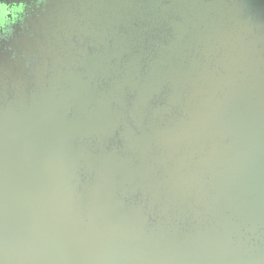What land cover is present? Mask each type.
<instances>
[{
  "label": "water",
  "instance_id": "obj_1",
  "mask_svg": "<svg viewBox=\"0 0 264 264\" xmlns=\"http://www.w3.org/2000/svg\"><path fill=\"white\" fill-rule=\"evenodd\" d=\"M32 28L34 87L0 54L2 264H264V0H60Z\"/></svg>",
  "mask_w": 264,
  "mask_h": 264
},
{
  "label": "clouds",
  "instance_id": "obj_2",
  "mask_svg": "<svg viewBox=\"0 0 264 264\" xmlns=\"http://www.w3.org/2000/svg\"><path fill=\"white\" fill-rule=\"evenodd\" d=\"M145 3L148 0H144ZM60 0H55V4H52V0H0V54L11 53L9 59L13 62V65L17 68L21 67V61H23V76L27 81L29 88L34 87V81L36 79L35 72L42 60L47 62L51 66L53 60L52 56H42L38 51H32L29 53L27 49L23 51L17 50L11 41L18 40L20 36L27 35L29 38H34L36 35L35 30L31 26L33 16L39 18L41 15H48L49 7H52L53 12L59 11ZM74 12L79 11L78 8L73 9ZM150 17L145 16L141 23H147ZM54 28L55 25H52ZM165 31L168 32V39L174 38V33L163 26ZM19 29V32L17 31ZM43 33V29L40 30ZM51 35V33H48ZM151 35V33H150ZM63 38V34H61ZM43 39V36H42ZM75 40L76 37H73ZM158 41L151 42V48L153 51L157 48ZM87 47V51L91 53L94 51L93 45L84 38V45ZM82 46V47H83ZM79 49H73V53L76 54ZM144 60H148V55H145ZM63 67V65H61ZM9 95H14L16 92V86L14 82H9L7 85ZM2 264V261H0Z\"/></svg>",
  "mask_w": 264,
  "mask_h": 264
},
{
  "label": "flooded vegetation",
  "instance_id": "obj_3",
  "mask_svg": "<svg viewBox=\"0 0 264 264\" xmlns=\"http://www.w3.org/2000/svg\"><path fill=\"white\" fill-rule=\"evenodd\" d=\"M54 3H55V0H52V4H53V5H54ZM49 8L51 9L52 7L50 6ZM41 16H42V15H41ZM41 16H40L39 18H37L36 16H33V19H32V21H31V26H32L34 23L38 22V20L41 18ZM17 31L19 32V29H18ZM20 37H21V36H20ZM20 37H19L18 40H13V41H11V43L13 44V46H14V44H16L17 42L20 41Z\"/></svg>",
  "mask_w": 264,
  "mask_h": 264
}]
</instances>
